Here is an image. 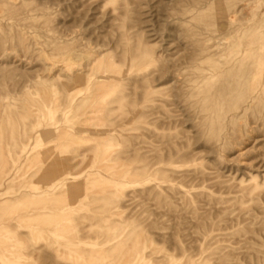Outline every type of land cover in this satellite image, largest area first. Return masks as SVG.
Masks as SVG:
<instances>
[{
	"label": "rangeland",
	"instance_id": "374dc122",
	"mask_svg": "<svg viewBox=\"0 0 264 264\" xmlns=\"http://www.w3.org/2000/svg\"><path fill=\"white\" fill-rule=\"evenodd\" d=\"M0 264H264V0H0Z\"/></svg>",
	"mask_w": 264,
	"mask_h": 264
}]
</instances>
